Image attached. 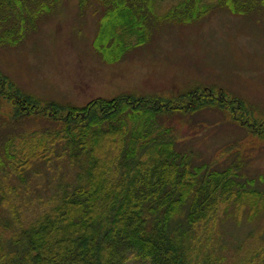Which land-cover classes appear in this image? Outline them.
<instances>
[{
	"label": "rangeland",
	"instance_id": "rangeland-1",
	"mask_svg": "<svg viewBox=\"0 0 264 264\" xmlns=\"http://www.w3.org/2000/svg\"><path fill=\"white\" fill-rule=\"evenodd\" d=\"M182 1L153 0L154 12L163 18ZM218 1L198 0L199 7L209 11L192 23L159 19L149 39L116 61L109 59L108 49L102 53L95 46L104 11L83 10L79 0H58L49 12L28 16L22 40L0 43V75L11 83L0 96L4 237L13 232L16 217L25 223L35 219L51 196L76 180L79 168L62 154L51 162L32 161L28 167L18 156L8 158L7 152H28L24 136L59 127L46 114L19 115L21 106L14 95L34 97L41 108L50 102L85 105L122 93L162 96L184 108L166 109L159 121L181 148L191 151L193 162H210L221 170L241 162L235 191H261L260 204L264 203V2L244 0L251 3L249 8L234 13ZM8 23L0 28V36ZM189 94L195 96L182 98ZM54 146L48 147L54 154L64 148L60 142ZM16 167L23 168L26 181L15 174ZM236 197L219 196L215 223L207 221L197 231L201 237L212 230L213 236L200 244V250L189 239V248L194 247L189 252L192 264H203L209 250L219 257V264H261V258L264 264V206L258 210ZM129 264L150 263L133 259Z\"/></svg>",
	"mask_w": 264,
	"mask_h": 264
},
{
	"label": "trees",
	"instance_id": "trees-1",
	"mask_svg": "<svg viewBox=\"0 0 264 264\" xmlns=\"http://www.w3.org/2000/svg\"><path fill=\"white\" fill-rule=\"evenodd\" d=\"M57 1L0 0V28L12 22L0 43L22 40L28 16L49 12ZM197 2L184 0L163 18L154 12L153 0H79V6L104 11L95 46L102 53L108 49L109 59L116 61L149 39L159 19L185 24L208 13L209 7H199ZM218 4L240 13L251 3L219 0ZM9 85L8 78L0 75V96ZM14 97L21 106L19 115L46 114L59 127L24 136L28 152H7L8 158L18 156L28 167L32 161L51 162L62 154L79 168L76 180L51 196L35 219L25 223L18 216L12 233L4 237L0 232V264H129L133 259L192 264L189 252L194 247L189 248V239L200 250V244L213 237L212 230L201 237L197 231L207 221L215 223L219 196L230 200L235 195L258 210L264 206L260 204L263 192L235 191L241 162L224 170L210 162H193L191 151L181 148L172 131L159 121L166 109L184 108L162 96L122 93L85 105L50 102L42 108L29 95ZM58 142L64 148L51 153L48 147L53 149ZM14 172L25 180L23 168L16 167ZM18 188L22 189L19 184ZM219 262L213 251H206L203 264Z\"/></svg>",
	"mask_w": 264,
	"mask_h": 264
}]
</instances>
